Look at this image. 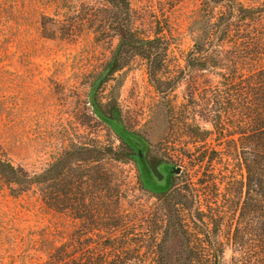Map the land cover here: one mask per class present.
<instances>
[{"label": "trees", "instance_id": "obj_1", "mask_svg": "<svg viewBox=\"0 0 264 264\" xmlns=\"http://www.w3.org/2000/svg\"><path fill=\"white\" fill-rule=\"evenodd\" d=\"M40 1L50 14L42 13L39 23L46 37L72 39L87 33L97 42L115 43L89 85L94 112L121 140L119 151L104 146L103 152L120 161L137 159V151L146 149L145 140L125 127L118 107L102 112L95 98L137 57L164 97L169 98L178 78L190 74L186 90L199 118L186 111L178 117L171 105L170 117L198 144L195 161L203 168L198 186H175L166 163L150 166L144 156L137 160L142 188L164 203L160 218L146 227L147 235L129 224L135 216L121 209L128 199L121 187L84 186L79 176L69 178L64 169L56 174L52 165L42 173L28 172L14 165L0 145V188L14 196L34 193L48 210L70 213L79 221L43 264H127L156 257L163 264H264V0H194L183 19L153 16L149 29L130 0ZM168 1L173 8L185 0ZM184 34L192 45L181 67L172 62L171 48ZM201 119L212 128L205 129ZM238 170H243L241 180L234 176ZM55 175L61 177L58 187ZM156 230L163 233V245L172 242L177 248L159 243L158 250L141 252L145 238Z\"/></svg>", "mask_w": 264, "mask_h": 264}, {"label": "rangeland", "instance_id": "obj_2", "mask_svg": "<svg viewBox=\"0 0 264 264\" xmlns=\"http://www.w3.org/2000/svg\"><path fill=\"white\" fill-rule=\"evenodd\" d=\"M130 1L147 29L153 16L181 20L194 7V0L173 8L168 0ZM42 13L50 16L40 0H0V145L14 165L28 172L42 173L52 165L56 174L64 169L72 176L69 178L79 176L84 186L89 182L92 188L99 184L121 187L128 195L121 209L135 216L129 224L135 223L137 232L148 235L146 227L160 218L163 199L142 188L133 156L118 161L103 152L104 146L119 151L121 140L89 102L92 76L101 70L115 43L97 42L87 33L72 39L48 38L39 24ZM191 45L188 35L178 37L171 48L172 62L183 67ZM189 75L178 78L169 98L164 97L136 57L95 96L102 112L115 104L125 127L145 140L143 153L150 166L163 161L172 169L180 168L178 173L173 171L175 186H198L202 177L203 168L195 161L198 144L170 117L171 105L178 117L186 111L187 116L195 113L199 118L186 90ZM201 120L205 129L212 128L208 120ZM211 138L208 143L213 146ZM102 174H106L103 179ZM242 174L243 170H238L234 176L241 180ZM55 176L58 187L61 177ZM76 181L80 182L79 178ZM78 228L79 221L70 213L48 210L36 194L14 196L0 188V264H43L52 249ZM145 239L141 252L158 250L159 243L177 248L172 242L162 244L160 230ZM127 264L163 261L156 257L145 262L128 260Z\"/></svg>", "mask_w": 264, "mask_h": 264}, {"label": "clouds", "instance_id": "obj_3", "mask_svg": "<svg viewBox=\"0 0 264 264\" xmlns=\"http://www.w3.org/2000/svg\"><path fill=\"white\" fill-rule=\"evenodd\" d=\"M231 255H232V250L231 249H227L225 251V258L226 259H230L231 258Z\"/></svg>", "mask_w": 264, "mask_h": 264}, {"label": "flooded vegetation", "instance_id": "obj_4", "mask_svg": "<svg viewBox=\"0 0 264 264\" xmlns=\"http://www.w3.org/2000/svg\"><path fill=\"white\" fill-rule=\"evenodd\" d=\"M137 152H138L139 155L137 156L138 158L135 159V160H136L135 162H138L137 160H140V159L143 158V156H144L143 153H142L140 150H138ZM140 153H141V154H140ZM137 164H138V163H136V165H137ZM137 166H138V165H137ZM172 171H174V169H172Z\"/></svg>", "mask_w": 264, "mask_h": 264}, {"label": "water", "instance_id": "obj_5", "mask_svg": "<svg viewBox=\"0 0 264 264\" xmlns=\"http://www.w3.org/2000/svg\"><path fill=\"white\" fill-rule=\"evenodd\" d=\"M140 154H141V153H140ZM179 169H180V168H176V169H174V172H175V173H178Z\"/></svg>", "mask_w": 264, "mask_h": 264}]
</instances>
